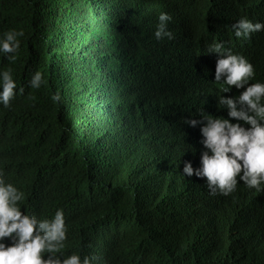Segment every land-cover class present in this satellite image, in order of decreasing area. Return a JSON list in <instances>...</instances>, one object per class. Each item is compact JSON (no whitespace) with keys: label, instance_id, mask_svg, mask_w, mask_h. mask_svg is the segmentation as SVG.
<instances>
[{"label":"trees","instance_id":"16d2710c","mask_svg":"<svg viewBox=\"0 0 264 264\" xmlns=\"http://www.w3.org/2000/svg\"><path fill=\"white\" fill-rule=\"evenodd\" d=\"M0 1V34L24 31L16 59L0 55L27 80L17 99L19 140L1 162L27 197H42L47 208L50 192L63 198L70 249L93 250L89 239L104 230V264H250L258 252L264 264L260 200L215 203L220 226L234 227L224 240L200 226L203 195L176 165L194 157L197 134L187 121L202 110L219 115L223 92L211 71L187 59L188 45L166 53L154 36L169 3L180 7L184 27L207 18L224 32L243 16L264 22V0ZM239 48L264 76V31ZM37 71L44 83L33 89ZM172 166L175 173L157 180Z\"/></svg>","mask_w":264,"mask_h":264},{"label":"clouds","instance_id":"9594fccd","mask_svg":"<svg viewBox=\"0 0 264 264\" xmlns=\"http://www.w3.org/2000/svg\"><path fill=\"white\" fill-rule=\"evenodd\" d=\"M180 10L171 3L163 9L155 38L165 46L166 53L179 51L184 43L188 45L187 59L194 67L211 71L223 94L219 115L202 110L198 119L187 121L195 126L197 134L194 157L185 164L179 161L176 168L203 195L204 203L199 205L201 228L206 235L221 241L230 229L234 232V227L220 226L214 210L217 201L232 199L235 207L251 200L264 204V80L256 79L255 75L264 76L256 61L239 48L249 37L264 31V22L242 15L232 24L233 31L219 32L207 18L194 21L188 28L183 26ZM0 19H6L1 11ZM23 35L24 31L15 29L0 34V54L15 60L20 47L18 37ZM196 43L198 46L192 49ZM26 81L16 77L0 55V264H104L98 252L105 241L104 230L98 233L96 241L89 239L93 250L87 251L86 244L79 250L70 249L63 198L50 192L47 208L42 197H27L6 175L1 160L13 154L8 148L19 140L23 112L17 99L26 94L23 88ZM43 83L39 71L28 82L33 89ZM52 99L58 102L59 93ZM177 132L183 134V130ZM18 145L19 142L15 143V147ZM225 250L231 252L227 246ZM261 257L260 252L252 254L250 264H259Z\"/></svg>","mask_w":264,"mask_h":264},{"label":"bare ground","instance_id":"6f19581e","mask_svg":"<svg viewBox=\"0 0 264 264\" xmlns=\"http://www.w3.org/2000/svg\"><path fill=\"white\" fill-rule=\"evenodd\" d=\"M169 172H174L175 173L174 166H172L168 171H162L160 173H155V176L157 177V180H161V179L165 178L166 174L169 173ZM165 182H167V180ZM230 203L231 202L229 201L228 204H230ZM224 207H225V209H228L227 205H225ZM249 215H251V214L249 213ZM252 218H254V216ZM234 225L237 226V227H240V225H238V224H234ZM241 232H242V230L239 229V230H237L236 233L240 234Z\"/></svg>","mask_w":264,"mask_h":264}]
</instances>
